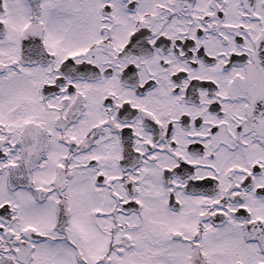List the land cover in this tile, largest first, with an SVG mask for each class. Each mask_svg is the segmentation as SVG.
<instances>
[{"label": "snow or ice", "instance_id": "6c2138e0", "mask_svg": "<svg viewBox=\"0 0 264 264\" xmlns=\"http://www.w3.org/2000/svg\"><path fill=\"white\" fill-rule=\"evenodd\" d=\"M0 264H264V0H0Z\"/></svg>", "mask_w": 264, "mask_h": 264}]
</instances>
